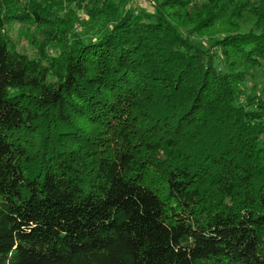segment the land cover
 <instances>
[{"label": "trees", "instance_id": "trees-1", "mask_svg": "<svg viewBox=\"0 0 264 264\" xmlns=\"http://www.w3.org/2000/svg\"><path fill=\"white\" fill-rule=\"evenodd\" d=\"M18 1L0 0V264H264L246 89L264 0H29L13 20L39 26V59L8 33Z\"/></svg>", "mask_w": 264, "mask_h": 264}, {"label": "rangeland", "instance_id": "rangeland-1", "mask_svg": "<svg viewBox=\"0 0 264 264\" xmlns=\"http://www.w3.org/2000/svg\"><path fill=\"white\" fill-rule=\"evenodd\" d=\"M28 1L29 0H19L18 1L20 3L19 6H16L15 3L11 5L8 10H5V15L9 17V19H11L9 25L7 26V29L18 51L22 53H26L31 58L39 59L40 58L39 48L41 44V38L37 37V33L41 31L39 26L35 24H28L24 21L16 22L13 20L15 19V17L19 15L22 16L25 15L27 11L26 6ZM49 1H51L52 4L58 5L56 0H49ZM136 2L140 4L142 8L149 9V5H147V3H144L143 0H136ZM58 7L61 6L58 5ZM76 18L78 19L76 24L74 25V34L83 35L85 41H89L94 37V34L97 29V22H91L84 12L77 13ZM221 31L222 28L219 26L213 32H211V35L220 33ZM193 41L197 46H200L203 49H207L210 46H212V44L216 41V39H209L208 37H200L195 35L193 36ZM51 52L54 53V51ZM254 85H257L258 92L264 90V72L262 74L259 73L256 80L249 81L247 83L246 85L247 92H250L252 90L251 87H253Z\"/></svg>", "mask_w": 264, "mask_h": 264}]
</instances>
